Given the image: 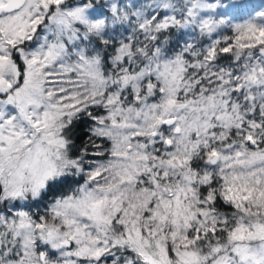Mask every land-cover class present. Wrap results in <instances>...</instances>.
<instances>
[{
    "label": "snow or ice",
    "instance_id": "1",
    "mask_svg": "<svg viewBox=\"0 0 264 264\" xmlns=\"http://www.w3.org/2000/svg\"><path fill=\"white\" fill-rule=\"evenodd\" d=\"M0 264H264V0H0Z\"/></svg>",
    "mask_w": 264,
    "mask_h": 264
}]
</instances>
